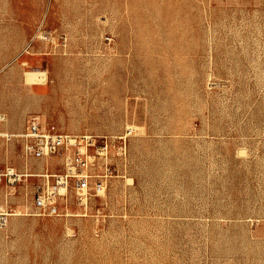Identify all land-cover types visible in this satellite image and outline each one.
<instances>
[{
    "label": "rangeland",
    "instance_id": "374dc122",
    "mask_svg": "<svg viewBox=\"0 0 264 264\" xmlns=\"http://www.w3.org/2000/svg\"><path fill=\"white\" fill-rule=\"evenodd\" d=\"M32 115L107 144L52 202ZM6 167L0 264H264V0H0Z\"/></svg>",
    "mask_w": 264,
    "mask_h": 264
},
{
    "label": "built area",
    "instance_id": "2783aa9c",
    "mask_svg": "<svg viewBox=\"0 0 264 264\" xmlns=\"http://www.w3.org/2000/svg\"><path fill=\"white\" fill-rule=\"evenodd\" d=\"M27 47L21 52H26ZM22 141V150L26 156L45 157L50 155L64 158L65 170L63 173L54 175L52 182L47 184L50 191L51 202L55 196L68 186L70 178L75 175L77 169L87 166L90 155L89 148L94 147L97 154H102L107 144L103 141H96L90 135H73L57 128L53 123H43L39 116L32 115L28 118L24 131L20 134ZM28 174H16L12 168L6 167L0 173V181L7 179L15 182L22 177L26 180ZM49 183V182H47ZM42 190L39 185L36 186V201L38 204L43 202ZM6 220V217L0 215V224Z\"/></svg>",
    "mask_w": 264,
    "mask_h": 264
},
{
    "label": "crops",
    "instance_id": "0c3cea01",
    "mask_svg": "<svg viewBox=\"0 0 264 264\" xmlns=\"http://www.w3.org/2000/svg\"><path fill=\"white\" fill-rule=\"evenodd\" d=\"M5 1H6V3H9V0H5ZM2 14H3V13H2ZM3 16H4V15H3ZM18 18H19V17H18ZM2 20H3V19H2ZM24 49H25V47L22 48V49L20 50V52L23 51ZM26 51H27V50H26ZM20 52H19V53H20ZM24 53H25V52H22V55H23ZM19 55H20V54H19ZM20 56H21V55H20Z\"/></svg>",
    "mask_w": 264,
    "mask_h": 264
}]
</instances>
